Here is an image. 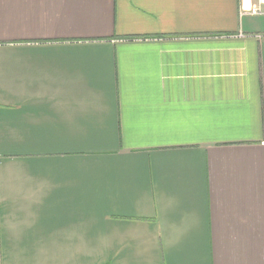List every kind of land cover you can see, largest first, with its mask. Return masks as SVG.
Wrapping results in <instances>:
<instances>
[{"label":"crops","instance_id":"crops-1","mask_svg":"<svg viewBox=\"0 0 264 264\" xmlns=\"http://www.w3.org/2000/svg\"><path fill=\"white\" fill-rule=\"evenodd\" d=\"M0 0V264H264V5Z\"/></svg>","mask_w":264,"mask_h":264},{"label":"built area","instance_id":"built-area-1","mask_svg":"<svg viewBox=\"0 0 264 264\" xmlns=\"http://www.w3.org/2000/svg\"><path fill=\"white\" fill-rule=\"evenodd\" d=\"M257 2H258V6L251 8V10L248 12V14L257 15V14L262 13L261 9H260V6L264 5V0H257Z\"/></svg>","mask_w":264,"mask_h":264},{"label":"trees","instance_id":"trees-1","mask_svg":"<svg viewBox=\"0 0 264 264\" xmlns=\"http://www.w3.org/2000/svg\"><path fill=\"white\" fill-rule=\"evenodd\" d=\"M106 264H111V263H106Z\"/></svg>","mask_w":264,"mask_h":264},{"label":"rangeland","instance_id":"rangeland-1","mask_svg":"<svg viewBox=\"0 0 264 264\" xmlns=\"http://www.w3.org/2000/svg\"><path fill=\"white\" fill-rule=\"evenodd\" d=\"M262 12V11H261Z\"/></svg>","mask_w":264,"mask_h":264}]
</instances>
